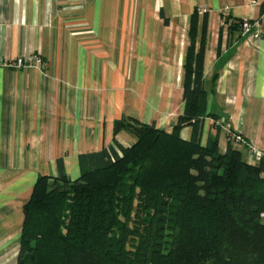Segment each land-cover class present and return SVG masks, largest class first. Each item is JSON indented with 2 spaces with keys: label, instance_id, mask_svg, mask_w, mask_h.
Instances as JSON below:
<instances>
[{
  "label": "crops",
  "instance_id": "1",
  "mask_svg": "<svg viewBox=\"0 0 264 264\" xmlns=\"http://www.w3.org/2000/svg\"><path fill=\"white\" fill-rule=\"evenodd\" d=\"M264 0H0V264H19L24 206L40 175L72 180L80 156L136 138L122 116L172 132L184 109V62L196 7L209 13V111L201 143L228 129L264 155V39L230 19L264 27ZM38 54L44 65H11ZM193 136L191 126L180 132ZM248 160L244 145L234 146ZM255 161H257L255 159ZM254 161V162H255Z\"/></svg>",
  "mask_w": 264,
  "mask_h": 264
},
{
  "label": "trees",
  "instance_id": "2",
  "mask_svg": "<svg viewBox=\"0 0 264 264\" xmlns=\"http://www.w3.org/2000/svg\"><path fill=\"white\" fill-rule=\"evenodd\" d=\"M227 20L242 30L243 19ZM208 22L196 7L173 131L122 116L114 132L136 138L115 141L122 154L111 145L81 155L74 180L40 175L24 206L19 264H264V155L248 162L229 133L225 152L218 136L200 140L206 117L225 125L209 111Z\"/></svg>",
  "mask_w": 264,
  "mask_h": 264
},
{
  "label": "built area",
  "instance_id": "3",
  "mask_svg": "<svg viewBox=\"0 0 264 264\" xmlns=\"http://www.w3.org/2000/svg\"><path fill=\"white\" fill-rule=\"evenodd\" d=\"M205 10L206 9H200L201 12ZM253 23L255 24V22H253L251 19H244L242 23L243 31L247 33L251 32L252 27H254ZM9 64L17 66V67H22V66L25 67L27 65H34L37 67H42L44 65V60L38 54H33V55H30L28 58H17L16 60L12 61ZM228 133H229V139L231 140L233 145L237 144V145L246 146V141L242 139V137L238 133L233 132L230 129H228ZM247 147L251 150L249 157L251 159H254V161L255 159L259 160L262 155L249 144L247 145Z\"/></svg>",
  "mask_w": 264,
  "mask_h": 264
},
{
  "label": "rangeland",
  "instance_id": "4",
  "mask_svg": "<svg viewBox=\"0 0 264 264\" xmlns=\"http://www.w3.org/2000/svg\"><path fill=\"white\" fill-rule=\"evenodd\" d=\"M253 26L254 27H252L251 32H248V33L252 35L253 45H258V42L261 41L262 39H264V27H260V25H257L256 23L255 24L253 23ZM240 31H241V33H247V32L243 31V27H242V30H240ZM222 120H223L222 122L224 123L225 122L224 118ZM239 135L243 139V136L241 134H239ZM235 145L237 146V144H234V146ZM245 149H246L245 153H247V155H248V160L251 161V158L249 157L251 150L248 147H245Z\"/></svg>",
  "mask_w": 264,
  "mask_h": 264
}]
</instances>
